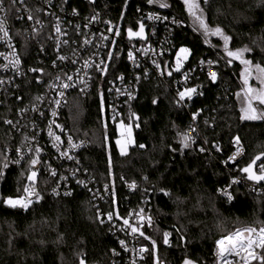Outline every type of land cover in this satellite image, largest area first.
<instances>
[{
  "label": "trees",
  "instance_id": "trees-1",
  "mask_svg": "<svg viewBox=\"0 0 264 264\" xmlns=\"http://www.w3.org/2000/svg\"><path fill=\"white\" fill-rule=\"evenodd\" d=\"M59 1L81 15L100 14L121 26L119 44L113 50L109 71L99 77L101 83L130 71L127 49L141 38H129L128 30L139 31L141 11L148 9L164 10L184 20L172 40L177 48L189 49L190 66L208 60L217 64V79L199 74L196 82L203 85L204 94L183 104L177 102L170 77H142L132 105L134 116L127 114L124 120L134 126V142L127 154L118 149L117 123L105 114L97 85L85 98L72 94L62 112V122L72 135L90 140L83 162L97 182L112 186L119 210L123 213L149 200L157 221L147 232L156 243L155 247L151 243L145 264L161 260L166 264H183L185 260L217 264V240L237 228L264 223V194L252 193L243 184L233 189L234 202L219 194L252 159L264 154V119H241L237 93L242 94L244 87V65L226 55L222 37L204 34L184 0L157 1L168 4L163 8L155 0ZM197 2L209 28H220L231 38L229 50L247 47L251 51L244 58L264 65V0ZM18 47L26 67L38 70L23 80L25 101L42 92L38 78L45 77L56 54L45 37L36 42L23 32ZM171 56L167 58L171 60ZM40 69L45 75H40ZM250 83L256 86L255 80ZM258 108L264 109V105ZM194 115L206 143L189 141L185 148L180 134H188ZM5 116L6 111L0 109V135L8 141L15 131L4 125ZM237 137L245 153L238 163L229 164L231 143ZM30 174L29 163L8 165L0 173V264H80L81 259L85 264H110L113 252L119 249L118 238L98 220L94 200L86 189L55 197L50 193L53 181L41 172L39 198L27 209L6 207V199L23 195ZM126 183L136 188L128 190ZM165 232L170 234L167 244Z\"/></svg>",
  "mask_w": 264,
  "mask_h": 264
},
{
  "label": "built area",
  "instance_id": "built-area-1",
  "mask_svg": "<svg viewBox=\"0 0 264 264\" xmlns=\"http://www.w3.org/2000/svg\"><path fill=\"white\" fill-rule=\"evenodd\" d=\"M201 1L207 4L211 0ZM2 8L0 18L6 17V29L9 35L7 38H0V54H2L0 55V80L4 81L0 85V109L6 111L5 118H2L4 125L11 127L15 133L8 141H3L0 135V173L5 164L20 167L29 163L31 173L33 171L37 173L35 181L29 180L27 185L38 193V196L30 197L32 203L40 196L41 172H45L53 181L50 193L55 197L71 196L77 188L86 189L94 200L98 220L102 224H107L118 238L119 249L113 252L114 257L110 264H145L152 243L147 230L157 221L155 213L148 204L149 200L145 199L143 204L126 212L122 213L119 210L117 194L112 186L97 182L83 162L82 154L90 147V140L75 138L63 124L62 112L72 94L85 98L92 94L97 85L101 90V100L109 120L113 123H119L121 120L124 122L127 114L134 116L132 105L138 98L140 82L144 76L148 78L154 76L160 80L170 77L172 86L176 90L177 102L183 104L186 100L204 94L203 85L196 82L199 74L205 73L209 77V70L217 73V64L208 60L205 63L190 66L189 54L182 62L180 71H175L176 54L182 47H176L172 36L175 30L185 22L181 17L167 11L148 9L142 10L139 17V24L143 23L146 28L145 38L133 41L127 49L126 61L130 71L120 73L113 78L109 77L105 83H101L99 77L106 75L109 71L113 50L119 44L121 35L119 24L100 14L81 15L59 0H3ZM29 15L32 19H29ZM57 24L60 26V33L56 32ZM117 31L119 35L115 34ZM22 32L36 42L41 37H45L56 54L46 68V75L44 70L40 69V75H45L43 79L38 78V83L43 84L42 92L25 101L22 93L23 80L33 71L32 68L29 70L26 67L18 47ZM0 37H3V33H0ZM130 51L133 53V60L128 58ZM60 56H64L65 59H59ZM170 56L171 60L167 58ZM17 58L19 63L13 67L10 62ZM86 61L89 67L84 66ZM209 61L212 64H209ZM5 65H7L6 68L3 67ZM169 72L171 75L168 74ZM68 76H71L72 80L69 81ZM63 83H68L70 87L66 89L60 87ZM185 88H196L197 92L191 99L186 97L181 101L178 93ZM61 92L63 96L60 95ZM129 95L133 98L129 99ZM57 101L59 103H56ZM114 114H118L115 120L112 119ZM50 131L60 136V141H55L54 137L49 135ZM188 135L193 143H199V140L206 143L196 116L191 120ZM69 138H71V144L78 147H71ZM235 140H232L231 151L227 158L229 164L238 163L245 153L243 143L239 140L237 144ZM6 141L8 143H5ZM36 148L40 149L38 154L35 151ZM238 148L240 153L236 155ZM65 152L67 155L61 154ZM233 156L235 159H230ZM32 159H38L39 162L33 166ZM261 163H264V160ZM256 171L258 172V167ZM233 181L237 182L233 183ZM240 184L246 186L252 193L264 194V183L250 182L242 173L235 175L229 185L219 190V194L229 203L234 202L233 189ZM132 185L134 184L126 183V188L135 189L136 186L132 187ZM110 203L112 206L107 207ZM5 205L8 209H24L12 208L6 203ZM141 209L146 218L143 221H139L136 215ZM109 213H112V219H109ZM147 217H151V224L148 223ZM123 218L129 219V223L133 226L143 225L141 230L150 239H145L139 233H131L130 228L123 225ZM121 240L125 242L124 246L120 244ZM141 248H147L148 251L141 253ZM258 263L260 262H252V264ZM217 264H220L218 258Z\"/></svg>",
  "mask_w": 264,
  "mask_h": 264
},
{
  "label": "snow or ice",
  "instance_id": "snow-or-ice-1",
  "mask_svg": "<svg viewBox=\"0 0 264 264\" xmlns=\"http://www.w3.org/2000/svg\"><path fill=\"white\" fill-rule=\"evenodd\" d=\"M153 0H149V3H152ZM184 4L187 6V11L189 15H191L196 22H198L199 27L204 30L205 35H213V36H220L222 37L224 41V51L226 55L230 58H233L235 60H239L241 64L244 65V70L241 73V77L243 80V89H242V98H241V112L242 116L241 119L243 120H259L264 119V109H259L258 106L264 105V65H261L260 63H253V61L244 58L245 53L251 51L249 48L245 47L242 49H237L235 51L229 50V41L230 37L227 35H224L222 30L220 28L211 29L209 28L208 24L203 19V10L200 8L199 3L197 0H184ZM3 0H0V11L3 10L2 8ZM160 7H168L167 3H161ZM152 18V17H150ZM29 19H32L31 15H29ZM156 19H159V17H156ZM38 23V21H37ZM109 31H112V29H109ZM56 32L60 33L61 29L59 24L56 25ZM0 33H3V37L0 38H7L9 33L6 29V17L0 18ZM116 35H119V31L115 33ZM128 36L129 38L132 37H139L141 39L144 37V24H139V31H133L131 29L128 30ZM104 39H107V37H104ZM85 43H88V41H85ZM189 50L187 48H181L179 52L176 54V68L175 71H180L182 67V62L187 59L189 55ZM2 55V54H0ZM13 55H15L13 53ZM109 57H111V53H109ZM128 58L130 60L134 59L133 53L130 51L128 53ZM59 59L64 60V56H60ZM232 61L229 60V63ZM13 67H15L19 63V59H15L10 62ZM203 63V62H202ZM209 64H212L211 61L208 62ZM85 67H89L88 62H85ZM7 67V65L3 66ZM99 67V66H97ZM159 67V65H157ZM32 71H38L37 69H32ZM171 75V72L168 73ZM209 78L212 81H215L217 79V73L214 71L209 70L208 72ZM59 79V77H57ZM69 81L72 80L71 76H68L67 78ZM122 79V78H121ZM185 79H187V76H185ZM255 80L256 86H253L250 81ZM83 82V81H81ZM4 83L3 80H0V85ZM52 87H55V85H52ZM62 88H68L70 85L68 83H63L60 85ZM197 92L196 88H185L184 91L179 92V98L181 101H183L186 97L191 99L192 95ZM61 96H63V92L60 93ZM238 97H241V93H237ZM133 97L129 95V99H132ZM39 99V98H38ZM254 102H256V106H254ZM56 103H59L57 101ZM155 103V101H154ZM55 114V113H54ZM116 115L114 114L112 119H116ZM134 115V114H133ZM198 115V113L196 114ZM195 119V115L193 117ZM138 119V118H137ZM11 123V121H9ZM59 127V126H57ZM107 127V125H105ZM138 127V125H137ZM117 128L119 129V135L120 138L117 139L116 143L120 147L121 154H126L127 146L128 144L132 143V125L128 124L127 126L124 124V122L121 120L119 124L117 125ZM50 136H53L55 141H60V136L55 135L53 132H49ZM181 135V142L183 144V147L189 146V141L191 140V137L188 134H180ZM235 142L239 144V137L236 138ZM69 143L71 144V138H69ZM57 146L58 145H54ZM71 147L75 148L78 147V145L71 144ZM140 147H144L143 145H140ZM19 151V150H18ZM31 151V149H30ZM36 153L38 154L40 152L39 148L35 149ZM201 151H204L203 148H201ZM240 149H237L236 155H239ZM62 155H67V153H61ZM264 155V154H261ZM261 155H257L252 161L245 166L242 171L247 174V179L253 180L256 182L264 181V163H260L257 166V161L261 160ZM71 159V157H68ZM230 159H235V156L231 157ZM39 162L38 159H32L31 164L34 166ZM4 167H7V164L4 165ZM258 167V172L254 170ZM55 173L53 172V175ZM37 173L33 171L31 175L28 177L29 180L35 181ZM237 181H233V183H236ZM134 187V185H132ZM24 195L19 196L18 198H8L4 201V203L8 204L12 208H24L27 209L28 206L32 203V200L30 197L36 195L38 196V193H36L35 189L32 187H25L23 189ZM226 195H228L227 192H225ZM229 198H231L229 196ZM139 221H143L146 218L143 215V209L140 210L139 213L136 214ZM109 219H112V213L108 214ZM147 221L149 224H151V217H147ZM123 225L127 228H130L131 233H139L140 236L144 237L145 239H150V237L146 236L145 233L141 230L143 225L133 226L129 223V219L123 218ZM169 233H164V243H168V237ZM155 241H152L153 247H155ZM120 244L122 246L125 245V242L123 240L120 241ZM217 247V258L220 262V264H252L253 261H259L260 264H264V223H261V225L257 228L255 226H246L242 228H237L235 231L224 235L221 239H219L216 242ZM259 250V251H257ZM148 251L147 248H141L140 252H146ZM80 264H85V261L81 259ZM184 264H192L191 261L185 260Z\"/></svg>",
  "mask_w": 264,
  "mask_h": 264
},
{
  "label": "rangeland",
  "instance_id": "rangeland-1",
  "mask_svg": "<svg viewBox=\"0 0 264 264\" xmlns=\"http://www.w3.org/2000/svg\"><path fill=\"white\" fill-rule=\"evenodd\" d=\"M91 1H94V0H91ZM157 1H160V0H155V3H159V4H161L160 2H157ZM162 1H166V0H162ZM182 48H185V47H182ZM189 50V49H188ZM189 53H190V51H189ZM242 95H243V93L241 94V97H240V99L242 98ZM241 106H242V103H241ZM119 123H117V125H118ZM126 126L128 125L127 123H124ZM131 125H132V143H130V144H128V146H127V150H126V154L129 152V150H130V146L133 144V142H134V139H133V136H134V126H133V124L131 123ZM117 127V126H116ZM117 133H118V138L117 139H119L120 138V135H119V129L117 128ZM117 141V140H116ZM118 146V145H117ZM118 149H119V151H120V147L118 146ZM121 152V151H120ZM31 175V174H30ZM0 200H1V197H0ZM226 235V234H225ZM223 237V236H222ZM218 241V240H217ZM190 261V260H189ZM185 262V261H184ZM192 262V261H191ZM157 264H166L163 260H161V261H159V262H157ZM184 264V263H183ZM192 264H194L193 262H192Z\"/></svg>",
  "mask_w": 264,
  "mask_h": 264
},
{
  "label": "water",
  "instance_id": "water-1",
  "mask_svg": "<svg viewBox=\"0 0 264 264\" xmlns=\"http://www.w3.org/2000/svg\"><path fill=\"white\" fill-rule=\"evenodd\" d=\"M145 30H146V28L144 27V36H145ZM263 160H264V155H261V160L260 161H257V165L259 163H261ZM254 170H256V168ZM241 173L244 176V178L247 179V174L244 173L243 171H241ZM247 180L250 181V182H254V183H260V184L264 183V181L256 182V181L249 180V179H247Z\"/></svg>",
  "mask_w": 264,
  "mask_h": 264
}]
</instances>
